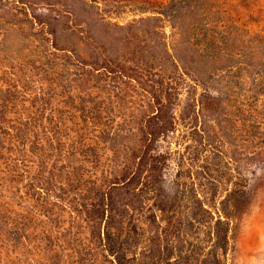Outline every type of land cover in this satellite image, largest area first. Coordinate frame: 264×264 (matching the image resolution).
<instances>
[{
  "label": "rangeland",
  "instance_id": "1",
  "mask_svg": "<svg viewBox=\"0 0 264 264\" xmlns=\"http://www.w3.org/2000/svg\"><path fill=\"white\" fill-rule=\"evenodd\" d=\"M0 111V264H264V0H0Z\"/></svg>",
  "mask_w": 264,
  "mask_h": 264
},
{
  "label": "trees",
  "instance_id": "2",
  "mask_svg": "<svg viewBox=\"0 0 264 264\" xmlns=\"http://www.w3.org/2000/svg\"><path fill=\"white\" fill-rule=\"evenodd\" d=\"M235 43H239V36H238V30L232 28L231 30L227 31V35L223 38V42L221 45L224 49V56L229 58H234L235 54L232 53L229 49L233 48ZM254 56L256 53H253ZM11 122L9 119H7V115L4 114V112L0 111V155L4 149V144L8 143L12 155L11 159H15L17 164L24 163L28 157V146H29V137H28V129L26 127L25 123L19 122L18 124L13 123L9 124ZM120 182H113L109 187H120ZM96 188L101 190L100 186H95ZM106 193V194H104ZM111 202L112 204H116L115 200L113 198V194H107V192L102 193V196L99 198V209L98 211H87L86 213V221L88 220V224L90 227H92L93 231H96V229L99 227V219L101 216V209H105V207ZM102 210V211H103ZM106 211V210H105ZM100 241L103 243L105 242V246L107 251L111 254L116 252L117 254H123L125 253V248L121 243H118V240L114 242V240H111V235H108V240L105 238H100ZM108 253V254H109ZM107 256V255H106ZM120 264H123L120 261Z\"/></svg>",
  "mask_w": 264,
  "mask_h": 264
}]
</instances>
